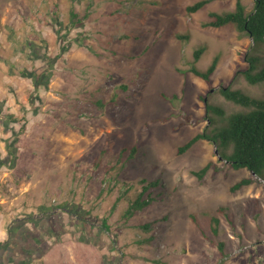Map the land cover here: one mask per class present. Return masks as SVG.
I'll list each match as a JSON object with an SVG mask.
<instances>
[{
	"label": "rangeland",
	"instance_id": "obj_1",
	"mask_svg": "<svg viewBox=\"0 0 264 264\" xmlns=\"http://www.w3.org/2000/svg\"><path fill=\"white\" fill-rule=\"evenodd\" d=\"M198 1L0 0L22 21L49 13L62 22L67 83L77 88L64 99L61 138L39 147L37 191L54 216L43 234L49 264H264V181L232 169L207 141L177 154L215 128L209 117L221 122L200 96L226 116L248 109L226 100L221 87L264 99V83L236 75L247 67L251 39L233 25L202 27L211 12H232L236 0L187 14ZM242 3L252 11V0ZM215 57L210 85L188 72L205 71ZM208 163L202 179L192 174ZM245 178L253 183L231 193ZM146 186L151 204L126 215Z\"/></svg>",
	"mask_w": 264,
	"mask_h": 264
},
{
	"label": "crops",
	"instance_id": "obj_2",
	"mask_svg": "<svg viewBox=\"0 0 264 264\" xmlns=\"http://www.w3.org/2000/svg\"><path fill=\"white\" fill-rule=\"evenodd\" d=\"M35 18L0 7V264H49L43 234L54 216L37 191L39 147L61 138L64 99L77 90L67 83L62 22L49 13Z\"/></svg>",
	"mask_w": 264,
	"mask_h": 264
},
{
	"label": "trees",
	"instance_id": "obj_3",
	"mask_svg": "<svg viewBox=\"0 0 264 264\" xmlns=\"http://www.w3.org/2000/svg\"><path fill=\"white\" fill-rule=\"evenodd\" d=\"M212 1L214 0H200L187 6L186 12L194 14ZM252 1L251 12H246L242 0H236L235 9L232 12L222 14L211 12L209 20L203 23L202 27L220 28L233 25L240 35H246L251 39L252 49L245 56L247 67L237 71L236 75H242L251 85H258L264 83V63H262L261 57V54L264 53V0ZM72 17L75 18L76 15L72 14ZM178 37L184 38L182 35ZM202 52L203 49L195 51L194 58L199 59ZM217 64L218 58L215 57L205 71L193 66L189 68L188 72L210 85L211 76L214 74ZM219 92L226 100L248 110L226 116L222 108L208 103L207 96H200L205 101L206 113L217 115L221 122H214L209 117L211 124L217 123L215 128L209 133L204 131L193 136L177 149V154L185 153L199 141H207L215 146L217 156L227 162L232 169H246L264 181V99L253 98L241 90L232 89L231 86L221 87ZM209 93L210 91L208 95ZM132 151L135 149L132 148ZM211 166V163H208L199 171H193L192 174L198 179H202ZM252 183L253 179H242L230 187V192L235 193ZM149 186H158V181L151 182ZM148 189V186L143 187V193L129 205L126 215L131 216L151 204L153 201L151 194L148 195L147 200L143 199V194ZM145 227L150 226L146 224ZM104 228L107 226L104 225Z\"/></svg>",
	"mask_w": 264,
	"mask_h": 264
},
{
	"label": "water",
	"instance_id": "obj_4",
	"mask_svg": "<svg viewBox=\"0 0 264 264\" xmlns=\"http://www.w3.org/2000/svg\"><path fill=\"white\" fill-rule=\"evenodd\" d=\"M216 153V155H217V152H215ZM220 160H222V158L221 157H218ZM254 175V174H253Z\"/></svg>",
	"mask_w": 264,
	"mask_h": 264
}]
</instances>
